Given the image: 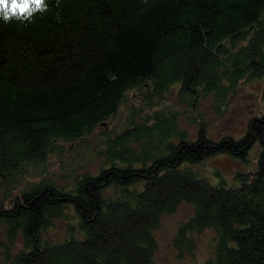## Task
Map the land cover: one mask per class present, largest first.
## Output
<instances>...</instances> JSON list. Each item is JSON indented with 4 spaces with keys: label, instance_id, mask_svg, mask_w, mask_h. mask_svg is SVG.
Here are the masks:
<instances>
[{
    "label": "trees",
    "instance_id": "1",
    "mask_svg": "<svg viewBox=\"0 0 264 264\" xmlns=\"http://www.w3.org/2000/svg\"><path fill=\"white\" fill-rule=\"evenodd\" d=\"M54 4L33 23L0 22V264H154V231L184 202L193 214L174 237L177 264H264V111L242 137L216 140L181 110L207 95L225 106L264 73V0ZM181 117L198 124L193 140ZM98 129L96 173L51 172V156ZM252 151L255 169L232 186L202 169L222 154L248 164ZM67 211L68 237L44 239ZM208 229L214 252L198 262Z\"/></svg>",
    "mask_w": 264,
    "mask_h": 264
},
{
    "label": "rangeland",
    "instance_id": "2",
    "mask_svg": "<svg viewBox=\"0 0 264 264\" xmlns=\"http://www.w3.org/2000/svg\"><path fill=\"white\" fill-rule=\"evenodd\" d=\"M263 89L264 73L242 82L237 92L229 98L225 106L217 109L214 99L210 95H207L196 102L194 106L195 111H191L185 105L181 107V110L189 115L200 114L202 116L200 119L205 121L207 125L208 136L213 139L217 140L226 135L240 138L247 130L248 121L264 111ZM132 96L133 98L129 95L130 102L121 106L116 118L111 121L115 127L124 126L125 118L129 113V106H136L137 103L134 97L138 96H135V94H132ZM176 96L177 87L171 88L166 94V101L175 102ZM140 102L138 100V104ZM191 123L189 124L184 117L180 119V126L188 129L189 139L193 140L198 124ZM99 131L101 130H96L92 137L81 140L79 143L65 145L64 152H58L51 156L49 158L51 172L60 174V170L68 172L73 168L72 172L76 176H80L84 172L96 173L102 164V160L94 157L91 151L99 144V140H97V132ZM256 159L257 155L253 151L249 155L248 164L230 155L222 154L206 160L202 169L206 170L208 173L207 178L212 183L222 179L226 186H232L236 181L235 174L237 172L245 173L255 169ZM64 178L65 176L56 177V180L63 182ZM192 214V206L184 202L180 203L173 213L161 217L160 225L154 231L158 245L154 256V264L178 263L176 251L173 247L174 237L178 227L183 222H186ZM70 217L71 213L67 211L64 216L53 220L50 227L43 231V238L51 242L65 240L69 235L70 223H72ZM197 242L196 258L198 262H203L214 252V231L210 229L204 231L198 236ZM16 244L18 248L22 246L21 238L17 240ZM183 262L190 264L191 261L189 258H186Z\"/></svg>",
    "mask_w": 264,
    "mask_h": 264
},
{
    "label": "clouds",
    "instance_id": "3",
    "mask_svg": "<svg viewBox=\"0 0 264 264\" xmlns=\"http://www.w3.org/2000/svg\"><path fill=\"white\" fill-rule=\"evenodd\" d=\"M52 0H0V22L5 26L17 22L21 25L33 23L35 18L49 11ZM60 6V0H55L53 5ZM57 22H60L59 13L56 14Z\"/></svg>",
    "mask_w": 264,
    "mask_h": 264
}]
</instances>
